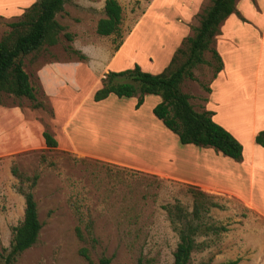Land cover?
<instances>
[{
    "label": "rangeland",
    "instance_id": "obj_1",
    "mask_svg": "<svg viewBox=\"0 0 264 264\" xmlns=\"http://www.w3.org/2000/svg\"><path fill=\"white\" fill-rule=\"evenodd\" d=\"M34 1L0 0V39L10 31L9 24L19 20ZM104 1L66 0L63 10L56 15L64 26L59 41L22 57L24 69L35 87V101L0 92V252L9 246L13 228L22 221L24 195L31 191L42 227L37 241L21 252L14 264H100L103 258L109 259V264H173L178 234L163 206L178 201L191 211L193 196L187 187L191 184L210 197L208 203H217V206L209 205L202 213L203 221L227 228L219 233L200 235L197 241L201 245L192 252L191 262L216 264L238 258L237 264H264V163L258 155L251 154L253 141L243 128L244 120L250 115L255 117L257 112V105H253L258 87L255 88L254 83L259 76L261 80L264 78V41H261L264 40V0H251V5L239 8L240 11L236 8L239 14H233L240 25L230 29L231 40H224L220 33L214 40L215 47L216 40H224L222 53L215 50L221 61L224 56L233 81L224 89L221 104L235 103L232 112L226 110L240 125L232 118L222 119H232L236 128L231 127L243 135L240 143L246 149V160L256 158L260 163L253 166L255 171H250L248 160L240 167L239 161L224 160L225 157L217 154L218 168L222 169L220 187L183 181L173 173L158 172L140 162L125 163L84 155L73 151L70 144L57 137L55 130L60 123L56 122L78 103L80 96L88 94L95 78L79 75L80 91L72 90L73 95L63 104V99L57 98L54 102L57 95L51 98L43 90L35 71L37 66L55 59L71 58L82 61L83 66L89 65L88 60L93 56L79 59L78 53L73 51L76 50L72 46L74 40H89L85 47L90 50L97 47L98 42L100 45L109 40L116 43L138 21V27L128 39L138 40V52L128 54L127 58L137 59L134 65L156 70L155 50L160 46L155 40H164L175 9L163 6L166 0H158L138 20L150 0H117L122 9L120 34L101 37L95 28L98 19L104 16ZM210 4L211 0L200 1L191 21L185 23L188 29L179 47L185 48V38L194 33L201 13ZM178 19L176 15L175 20ZM93 53L91 50L90 54ZM204 58L212 62L210 51L204 53ZM193 73L195 79H184L181 89L189 94L195 110H205L210 100L211 82L216 77H213V62L198 64ZM244 74L247 82H242ZM240 95L250 98L249 107H241L244 103ZM158 98L159 95L152 94L140 105L138 144H168L177 163L174 173L192 176L194 170L189 164L192 158L186 146L181 145L173 133L176 142L171 144L174 137L152 113L157 102L153 103ZM36 102L41 106L34 107ZM85 102H92V97ZM261 103L264 104V100ZM261 108L264 109V105ZM151 116L162 126L163 132L152 126ZM45 130L56 138L57 146L45 144L42 135ZM143 134L149 135L146 138ZM142 154L151 156L150 151L143 150ZM163 166L169 167L168 162ZM0 264H3L1 259Z\"/></svg>",
    "mask_w": 264,
    "mask_h": 264
},
{
    "label": "trees",
    "instance_id": "obj_2",
    "mask_svg": "<svg viewBox=\"0 0 264 264\" xmlns=\"http://www.w3.org/2000/svg\"><path fill=\"white\" fill-rule=\"evenodd\" d=\"M66 0H35L22 13L19 20L9 24L10 31L0 39V92L17 97L36 100L35 87L23 68L22 57L38 50L43 45H55L64 26L56 15L63 10ZM104 17L96 23L99 35H119L121 6L117 0H105ZM238 13L236 0H211L200 15L199 24L191 36L184 41L185 48L179 47L172 55L168 65L159 73L143 71L139 65L121 71H109L101 79V86L93 93V99L99 101L110 94L118 97L137 96L135 108H139L145 95L160 96V101L152 108L153 114L163 125L173 132L181 144H193L198 147L213 148L216 153L234 161H242L243 146L229 131L212 118V111H197L190 103V96L182 91L184 79H195L193 68L198 64L213 62V77L222 69V61L215 50V36L220 33L222 22L231 14ZM70 39L71 35L64 33ZM79 59L86 57L77 50ZM210 51L212 62L206 61L204 53ZM122 79V81H116ZM41 106L35 103L34 107ZM44 142L49 147L57 146L56 139L47 131L42 132ZM256 144L264 149V129L254 137ZM193 196L191 211L178 201L163 206L172 228L178 234V242L173 251V264H194L191 254L200 247L197 238L205 233L226 231L224 225L206 223L202 213L208 206H217L216 202H207L210 198L197 186L188 184ZM25 207L22 221L13 228V237L7 248L0 252L3 264H14L17 256L31 247L38 238L42 227L38 219L37 203L31 191L24 195ZM86 259L88 256L85 255ZM238 258L216 264H237ZM103 258L100 264H109ZM196 264H210L201 261Z\"/></svg>",
    "mask_w": 264,
    "mask_h": 264
},
{
    "label": "crops",
    "instance_id": "obj_3",
    "mask_svg": "<svg viewBox=\"0 0 264 264\" xmlns=\"http://www.w3.org/2000/svg\"><path fill=\"white\" fill-rule=\"evenodd\" d=\"M157 1L158 0H150L145 10L138 17V20L142 15H145V11H149ZM200 1L201 0H166L164 2L163 6H170L175 9L170 18L171 23H168V29L170 31L167 30L164 40H155L160 46L155 50L156 70H150V68L140 66L143 71L159 73L168 65L172 55L181 45L182 40L180 39L187 33L188 26L185 23L191 21L193 15L198 9ZM246 5H251V0H236V8L238 10ZM176 15L180 17L178 21L175 20ZM234 16L235 15L231 13L220 26L221 32L220 35H218L224 37V40H231L228 37L230 29L237 24L240 25V22ZM137 27L138 21L135 23L133 29L130 30L123 39L118 40L116 43H112L109 40L106 44L100 45L98 42L97 47L91 49L94 52L93 54H90L91 50L85 47L86 44L89 43V40H74L72 43L74 49L79 51L85 57L93 56L91 60H88L89 65L83 66L82 61L70 58L51 60L36 67V76L38 77L43 90L51 98L57 95L53 99L54 102L57 98L63 99V104L68 101L66 100L68 97L70 98V96L73 95V93H71L72 90L75 89L80 91L79 87L81 86V80L79 75H93L95 78L94 85L90 88L91 90L88 94L85 95V97L80 96L81 99L78 103L65 114L64 118H61V121L56 122L57 124L60 123V127L58 126L55 130L57 132V137L62 139L64 143L70 144L73 151L84 155L101 156L125 163L138 164V162H140L142 165L151 167V169L158 172L167 171L173 173L175 177L183 181H188L197 185L205 184L215 187L222 186L218 183L220 180L219 178L222 177V169L218 168L219 157L217 156V154H221L216 153L212 148L198 147L193 144H181L178 141L181 145L186 146L185 149L189 152L190 157L192 158V161H190L189 164L192 166L194 174L188 177L174 173L177 163L171 154V149H169L168 144H158L153 142L150 145L147 142H140L138 144V110L140 107L135 108L137 97H118L114 94H110L99 101L93 99V93L101 86V78L105 73L131 68L135 61H137L135 58H127L129 56L128 54L138 52V49H136L138 40H128ZM99 36L107 37L110 35ZM224 40H216V47L214 43V47L219 53H222V44L224 43ZM151 42L153 43L154 41ZM221 56L223 55L221 54ZM222 61V69L211 82L210 100H208L206 110L214 111V115H212L213 120L240 141L243 135L239 134L238 131L232 128L234 127L233 120L236 124L238 123L236 122V119L232 118V113H230L232 112V107L235 103L226 102V106L221 104L224 103V89L227 86H230V84L232 85V77L228 71L224 56ZM149 63L153 64L151 61ZM96 73L100 75H96ZM245 77H247L246 74L243 75L242 82H247ZM263 79L261 80L259 76L257 82L255 81L254 83V87H258L255 91V101L253 105H257L255 117L252 118L251 115L249 118L247 117V119L244 120L245 126L243 128L245 132H248V136L253 141L251 142L252 148L249 149L252 152L251 154H254L255 156L258 155L257 157L259 160L264 163V149L254 141L256 133L264 129V109L261 108L264 105L261 103L264 100ZM151 95L152 94L145 95L143 104L147 97ZM89 96L92 97V102L86 103L85 101H89ZM158 100L160 101V96ZM158 100H155L153 105L156 102L158 103ZM240 101L244 103V105H241L242 108L249 107L248 104L250 98L240 95ZM74 103L75 102L72 104ZM226 109L230 110V112ZM215 112L217 113L215 114ZM222 118H232L233 120ZM149 119L152 121V126H155V128H158V130L161 131L160 127L162 126L159 123L157 124L153 116ZM154 121L156 123H154ZM159 121L161 122V120ZM169 133L174 137L175 134L173 132L169 130ZM148 135L149 134H143L142 136L147 138ZM172 140L173 142L170 143L175 144V137L172 138ZM143 150L150 151L151 156L142 154ZM244 150L246 149H244L243 146L242 161H239L240 164L237 163L238 166L242 165V162L248 160L249 162H246V164H248L250 171H255L253 166H260V163L255 160L256 158H252L251 161L250 159L246 160V153ZM223 157H225L223 158L224 160L228 159L234 162V160L229 157ZM164 162H168L169 167L163 166ZM164 167L166 169H164Z\"/></svg>",
    "mask_w": 264,
    "mask_h": 264
}]
</instances>
